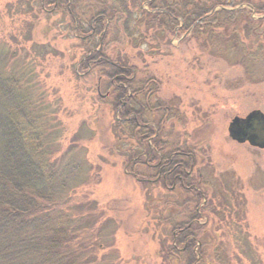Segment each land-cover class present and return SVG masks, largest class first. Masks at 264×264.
Masks as SVG:
<instances>
[{
	"label": "rangeland",
	"instance_id": "obj_1",
	"mask_svg": "<svg viewBox=\"0 0 264 264\" xmlns=\"http://www.w3.org/2000/svg\"><path fill=\"white\" fill-rule=\"evenodd\" d=\"M240 1L229 9L251 8ZM70 7L74 16L46 0H0V49L15 52L17 66L33 68L49 111L62 122L63 151L80 132L82 153L97 168L98 184L77 195L96 201L101 221L108 220L99 234L105 245L98 262L184 264L177 258L166 262L164 253L172 225L187 223L194 208L180 188L143 182L156 173L129 163L131 151L140 148L115 126L116 93L99 72L110 69H81L89 50L76 27L87 29L93 15L106 12L109 33L103 42L97 36L93 46L135 73L133 90H143L140 101L148 108L146 127L160 129L162 141L196 153L192 175L201 173L207 195L198 208L207 231L204 264H264V149L239 144L228 132L235 117L264 114V67L244 60L233 37L195 36L193 28L173 33L158 20L145 21L140 9L154 11L142 0H72Z\"/></svg>",
	"mask_w": 264,
	"mask_h": 264
},
{
	"label": "trees",
	"instance_id": "obj_2",
	"mask_svg": "<svg viewBox=\"0 0 264 264\" xmlns=\"http://www.w3.org/2000/svg\"><path fill=\"white\" fill-rule=\"evenodd\" d=\"M46 1L54 10L75 14L69 8L72 0ZM142 1L154 11L152 14L140 9L145 21L158 20L165 31L173 33L178 28L182 32L193 28L195 36L203 33L207 38L219 36L224 41L235 38L243 59L264 67L263 3L241 0L240 4L249 5L251 10H233L229 8L234 0ZM254 14L260 18L253 19ZM107 17L106 12H99L89 20L87 29L76 27L89 50L81 69L86 73L98 66L110 69L99 72L116 93L113 106L119 118L115 126L136 140L140 148L138 153L131 151L129 163L149 166L156 173L154 180L143 182L160 180L164 186L180 188L189 197L186 203L194 206L187 213V223L172 225L165 261L177 258L184 264H204L207 231L198 208L207 195L201 173L192 175L196 153L187 145L180 148L179 144L162 141L160 129L146 127L144 114L148 108L140 101L143 90H133L135 73L111 62L98 51L97 44L93 46L97 36L103 42L102 37L109 33ZM227 49L230 51V47ZM15 55L10 50L0 52V264H100L98 251L105 244L99 234L108 220L101 221L103 215L96 201L85 197L81 203L77 195L79 190L98 184L97 168L82 153L80 132L63 151L62 122L57 112L49 111L50 104L39 92L33 68L17 66ZM211 206L212 203L208 207ZM196 252L203 260L197 258Z\"/></svg>",
	"mask_w": 264,
	"mask_h": 264
},
{
	"label": "water",
	"instance_id": "obj_3",
	"mask_svg": "<svg viewBox=\"0 0 264 264\" xmlns=\"http://www.w3.org/2000/svg\"><path fill=\"white\" fill-rule=\"evenodd\" d=\"M230 138L239 143L264 149V114L253 111L245 118L235 117L229 125Z\"/></svg>",
	"mask_w": 264,
	"mask_h": 264
}]
</instances>
